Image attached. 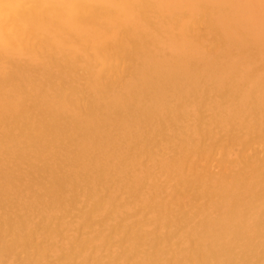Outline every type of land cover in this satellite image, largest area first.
<instances>
[{
	"label": "rangeland",
	"instance_id": "374dc122",
	"mask_svg": "<svg viewBox=\"0 0 264 264\" xmlns=\"http://www.w3.org/2000/svg\"><path fill=\"white\" fill-rule=\"evenodd\" d=\"M177 1L164 3L159 16L179 15L188 21L189 40L210 54L208 62H219L230 53L237 65L242 53H248L253 63L246 74L264 81V51H258L261 41L255 35L261 22L256 0H231L252 13L253 36L247 33L248 46L237 48L229 44L228 28L211 15L212 0L203 4L206 11ZM155 12L151 9L147 16L162 38L166 32L177 36L173 28L160 25L162 18L155 19ZM134 40L120 33L107 44L108 55L117 56L120 85L128 83L134 64L127 54ZM121 44L126 48L119 49ZM44 47L37 59L19 47H0V79L13 78L24 91L35 85L43 100L58 90L76 92L82 112L102 102L95 88L112 84L115 76L104 75L105 80L98 81L103 74L90 43L75 52L60 44L61 54H50ZM158 51L162 59L177 60L180 55L166 43ZM67 53L73 55L70 61L62 58ZM33 105L32 99L26 103ZM6 109L0 101V134L9 114ZM197 115L192 108L173 128L143 130L124 145L126 150L114 151L106 171L87 183L66 181L73 177L67 166L78 157V149L68 140L59 141L47 159L32 152L24 158L0 155V264H194L210 256L216 251L210 241L213 227L225 223L236 201L251 202L264 192V111L227 124H220L208 109L202 120L197 121ZM24 126L18 124L14 132ZM137 144L147 153L120 175L118 170L136 155L135 147L129 148ZM237 181L243 184L235 190ZM259 215L248 221V237L256 236L251 226ZM256 255L229 264H260ZM217 264H225V259Z\"/></svg>",
	"mask_w": 264,
	"mask_h": 264
},
{
	"label": "bare ground",
	"instance_id": "6f19581e",
	"mask_svg": "<svg viewBox=\"0 0 264 264\" xmlns=\"http://www.w3.org/2000/svg\"><path fill=\"white\" fill-rule=\"evenodd\" d=\"M167 1L0 0V47H19L32 59H37L43 45L50 54H61L60 44L75 52L90 43L103 74L98 81L103 82L104 75L115 76L112 84H96L95 90L102 102L87 112L79 111L76 92L58 90L53 97L43 100L38 98L40 90L35 85L24 91L17 80L6 76L0 79V101L6 103L9 113L2 124L0 155L24 158L32 152L47 159L59 141L68 140L78 149V157L67 166L73 177H67L66 181L70 183L73 178L87 183L106 171L114 151L126 150L124 145L143 130L173 128L187 118L192 108L197 109V121L203 119L208 109L215 113L220 124L264 111V81H258L254 73L246 74L253 63L248 53H242L237 65L230 53L219 62H208L210 54L203 53L199 44L189 40L188 21L179 15L175 18L159 16ZM182 1L190 8L207 9L203 4L208 0L177 2ZM212 2L211 15L220 19L232 34L229 44L234 48L248 46L247 33L253 36L250 32L252 13L237 8L231 0ZM256 2L261 22L255 35L261 41L258 51L263 52L264 0ZM151 9L156 11L155 19L162 18L160 25L173 28L177 36L166 32V39L162 38L157 24L147 16ZM120 33L129 40L135 39L129 43L127 51L129 61L132 59L134 64L126 85L116 82L119 79L116 54L107 53L108 41L115 40ZM37 41L41 43L37 45ZM164 43L178 50L177 60L157 56L158 48ZM123 44L119 49L126 48ZM62 58L70 61L73 55L67 53ZM31 99L34 105L27 107ZM21 123L25 126L16 134L14 127ZM139 145L129 148L135 147L136 155L118 170L120 175L135 167L147 153L144 148L139 150ZM79 173L86 175L76 177ZM241 184L242 181H237L235 190ZM258 214L260 218L251 226L256 236L248 237L247 223ZM213 228L214 235L208 237L216 251L198 258V263L194 264H217L220 259L229 264L238 258L244 262L248 254H259L256 255L259 263L264 264V192H258V197L251 202L236 201L225 223ZM235 251H239L238 255Z\"/></svg>",
	"mask_w": 264,
	"mask_h": 264
}]
</instances>
